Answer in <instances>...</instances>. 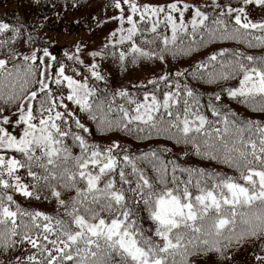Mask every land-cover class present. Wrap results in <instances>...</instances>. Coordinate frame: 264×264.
I'll return each instance as SVG.
<instances>
[{"label": "snow or ice", "instance_id": "obj_1", "mask_svg": "<svg viewBox=\"0 0 264 264\" xmlns=\"http://www.w3.org/2000/svg\"><path fill=\"white\" fill-rule=\"evenodd\" d=\"M256 9L264 0H108L106 18L92 17L97 28L116 24L103 44L88 50L79 40L59 57L37 33L47 17L0 19V264H196L209 255L232 264L245 248L264 264V121L242 119L224 101L264 112V54L225 46L264 49ZM210 45L218 46L189 67L133 85L142 96L111 89L101 67L168 63ZM189 78L216 86L207 94L212 119ZM80 113L100 133L163 137L184 158L236 174L166 160L172 149L160 145L135 155L118 140L98 143ZM17 194L56 210L25 207Z\"/></svg>", "mask_w": 264, "mask_h": 264}, {"label": "trees", "instance_id": "obj_2", "mask_svg": "<svg viewBox=\"0 0 264 264\" xmlns=\"http://www.w3.org/2000/svg\"><path fill=\"white\" fill-rule=\"evenodd\" d=\"M71 2L72 0H67L68 7L65 8L66 0H40L39 5L34 4L33 0H0V19L5 20L6 22L15 23L16 18L18 16L26 24H37L39 21H42L45 19V17H47L46 26L44 28H37V33L42 37L41 43H47L48 41H46L44 35L45 31H51V33H64L80 29H87L89 28V25H91L92 27L96 26L95 22L92 20V17H97L101 19L106 18L104 14V5L108 2V0H79L80 6L76 8H73L71 6ZM221 2H223V0H221ZM8 7H11L14 11H2L4 10V8ZM113 14L114 10L109 8L107 15L111 16ZM76 21H80V23L77 24L75 23ZM228 45L229 47H239L244 51L248 52L249 54H254L263 50L259 48L249 49L246 48L244 45H235L230 42ZM217 46L218 45H210L207 49H202L200 52H198L193 62L202 58L205 52L211 51L213 47ZM53 52L58 55L56 53V50ZM131 66L134 67L137 71H132L131 73L133 75H129L126 77L124 83L128 86H130L131 82H133L134 79L136 82L141 80L142 73L148 72L146 70L150 68L149 67L139 69L136 65ZM9 67H11V65H9ZM158 70L156 69L155 71ZM188 83L196 87L199 92L205 94L201 103L205 105V114L209 116V119H212L211 113L207 110V94L210 93L211 88L209 89L207 84L199 83L197 81L192 80L191 78H189ZM229 83L235 84L236 82L230 81ZM224 101L230 106L232 110L239 114L240 118L264 121V112L253 111L252 109L248 108L243 104L237 103L236 101L228 100L227 97H224ZM196 158L198 160L199 167H207L210 171L215 170L220 172H227L229 175L236 174L233 169H230L223 164H218L214 161L201 160L199 157ZM15 198L23 206L29 207V201L25 197H20L17 194ZM32 208H38L46 211L41 206ZM4 259L7 258L0 255V261H3ZM196 264H216V257L214 255H209L207 257L196 258ZM232 264H252L251 248L241 249L236 252Z\"/></svg>", "mask_w": 264, "mask_h": 264}, {"label": "rangeland", "instance_id": "obj_3", "mask_svg": "<svg viewBox=\"0 0 264 264\" xmlns=\"http://www.w3.org/2000/svg\"><path fill=\"white\" fill-rule=\"evenodd\" d=\"M144 1L150 2V3H156L157 2V0H144ZM187 2L192 3V4H197V5H203L206 3H210V0H187ZM255 12H260V15L264 16V11H262L260 9H256L254 11V13ZM254 13H253V18H254ZM190 15H191L190 12L186 13V19L190 18ZM114 26H115L114 22H109V23H107V24L103 25L102 27L95 29V30H87V31H83V32L73 33V34H55V35L51 36V40L53 42H55V44L58 47L63 48V49L69 47L70 45L76 43L79 40H83L85 42V44L87 45L88 50H95L103 44L105 37L108 34L109 28L113 29ZM85 59H87L86 56H85ZM147 65H149V67H150L148 70H146L148 72L149 71H155L156 69L158 70V69L162 68V63L158 65L156 63L149 62V63H147ZM153 68H156V69H153ZM207 86L210 89V85H207ZM80 115L85 120V122H87V118L84 117V115L82 113H80ZM10 131H13L15 133V132L19 131V129H10ZM102 134L103 133H101L100 135H102ZM124 138H125V140L123 142H120V145L127 147V146H129L128 138H127V136H124ZM111 139L112 138L107 139V142H110ZM153 139H155L154 142H161L163 140L162 138L158 139L155 136L153 137ZM150 144L151 143H146V144H144V146H149ZM134 146H136V144H134ZM77 152H79V149L77 150ZM19 196L23 197L21 195H19ZM28 201H29L28 206L30 208L41 206L47 212H49L52 208L56 209V206L54 203H52V204L48 203L45 206L44 203H47L45 201H39V202L35 201V200H28Z\"/></svg>", "mask_w": 264, "mask_h": 264}]
</instances>
